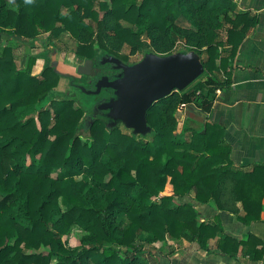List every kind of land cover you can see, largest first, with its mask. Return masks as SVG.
Segmentation results:
<instances>
[{"label": "trees", "instance_id": "obj_1", "mask_svg": "<svg viewBox=\"0 0 264 264\" xmlns=\"http://www.w3.org/2000/svg\"><path fill=\"white\" fill-rule=\"evenodd\" d=\"M235 7L230 0L0 1V264H147L145 246L166 238L206 248L221 225L217 217L199 221L190 202L177 200L191 191L200 202L213 198L223 211L237 213L241 201L245 214L238 218L258 219L252 169L230 166L221 128L206 121L183 125L187 139L176 134V110L193 104L208 112L216 89L228 82L221 77L225 59L254 23ZM43 33H67L75 55L94 63L103 55L130 63L144 47L170 54L182 41L204 71L148 109L144 135L125 132L120 123L108 127L99 114L84 126L107 92L88 95L74 86L92 98L89 108L78 95L56 98L61 75L54 67L32 74L34 58L20 67L11 40L3 42V35L31 40ZM225 44L227 56L219 52ZM168 179L173 193L160 196ZM74 225L85 233L69 247L62 236ZM241 243L228 235L217 240L228 254Z\"/></svg>", "mask_w": 264, "mask_h": 264}, {"label": "crops", "instance_id": "obj_2", "mask_svg": "<svg viewBox=\"0 0 264 264\" xmlns=\"http://www.w3.org/2000/svg\"><path fill=\"white\" fill-rule=\"evenodd\" d=\"M230 1L236 6L235 12H245L254 23L232 56L225 59V72H221V77L228 82L216 89L210 110L201 111L193 104L180 106L175 114L178 120L176 134L182 139L189 137V131L182 132L185 124L200 127L207 121L220 127L221 142L228 148L230 166L241 170L252 169V192L256 193L255 200L259 201V217L244 222L238 218L245 214L241 201L236 202L239 210L233 213L218 209L213 198L207 202L197 201L191 191L177 197V200L190 202L198 212L199 221L213 222L217 217L221 229L208 240L206 248H200L195 241L185 238H166L147 244L142 256L147 264H264V0ZM179 21L182 22V19ZM184 23L183 20V25H186ZM220 35L224 41L225 33ZM17 41L32 48L42 43L39 36ZM144 41L148 42V39ZM230 47L222 45L219 52L227 56ZM172 193L173 187L167 181L160 196ZM142 233L146 234L140 231V239L144 237ZM223 235L242 241L235 252L228 254L217 246V240ZM249 235L253 236L251 240H248Z\"/></svg>", "mask_w": 264, "mask_h": 264}, {"label": "water", "instance_id": "obj_3", "mask_svg": "<svg viewBox=\"0 0 264 264\" xmlns=\"http://www.w3.org/2000/svg\"><path fill=\"white\" fill-rule=\"evenodd\" d=\"M104 63H108L114 72L97 74L89 87L74 84V76H69L70 85L77 86L88 95L106 91V96L95 101L92 117L99 114L105 118L108 127L123 123L133 134L142 135L150 131L146 119L148 109L174 91L188 87L204 71L199 55L193 50H179L170 54H157L148 50L134 63L103 55L95 63L92 59H85L76 66L75 71L77 74L89 75L93 65Z\"/></svg>", "mask_w": 264, "mask_h": 264}, {"label": "rangeland", "instance_id": "obj_4", "mask_svg": "<svg viewBox=\"0 0 264 264\" xmlns=\"http://www.w3.org/2000/svg\"><path fill=\"white\" fill-rule=\"evenodd\" d=\"M5 2L9 6H13V0H0ZM178 23L183 24V20L178 21ZM185 24V23H184ZM40 41L42 40V45L37 48H32L29 45H23L22 42L17 41L21 40L17 37L6 36L3 35V42L5 40H11L14 48V54L16 58V62L20 67H25L27 60L29 57H33L35 62L32 66V74L38 75L42 68L45 65H52L58 71L62 73L59 83L56 87V98H62L69 95H78V103L84 105L89 108L92 106V98L79 92L74 85H70L69 76H74L73 83L74 84H83L86 87H89L91 81L96 77L97 73L103 74H111L114 70H111L108 63H104L101 65H96L92 67V72L89 75L77 74L75 69L76 66L83 63V60L78 58L74 53V48L76 46L75 40L68 35L67 33H62L58 38L52 37L49 33H43L40 36ZM142 38L146 40L147 38L143 35ZM50 39V41H47ZM182 42V41H177ZM175 43V44H176ZM183 43V42H182ZM179 43L176 47L175 51L183 50L184 46ZM149 49L144 47L142 51H138L129 57L130 63L137 62L140 60L144 53ZM123 52H127L125 49ZM93 108L91 114H88L84 121L83 125L87 126L90 122V119L93 115ZM120 128L125 132H130L131 129L127 128L123 123H120ZM55 173L54 175H56ZM79 178V177H77ZM169 181V179H168ZM170 182V181H169ZM1 198V195H0ZM61 209H65V205L60 203ZM85 233V231L79 226H72L67 234L62 236V239L65 245L69 247H76L79 242L81 236ZM146 235V234H145ZM145 235L141 237V242L144 241ZM152 244V243H151ZM148 244V245H151ZM46 248L43 247L40 251H45Z\"/></svg>", "mask_w": 264, "mask_h": 264}, {"label": "built area", "instance_id": "obj_5", "mask_svg": "<svg viewBox=\"0 0 264 264\" xmlns=\"http://www.w3.org/2000/svg\"><path fill=\"white\" fill-rule=\"evenodd\" d=\"M179 43H182V42H178V43H176V44L174 45V49H175V50H176V47H177V45H178ZM181 45L183 46V43H182Z\"/></svg>", "mask_w": 264, "mask_h": 264}]
</instances>
